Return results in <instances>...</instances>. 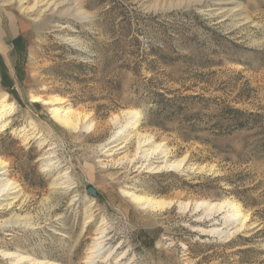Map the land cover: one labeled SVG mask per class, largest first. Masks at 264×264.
I'll use <instances>...</instances> for the list:
<instances>
[{"label": "rangeland", "instance_id": "374dc122", "mask_svg": "<svg viewBox=\"0 0 264 264\" xmlns=\"http://www.w3.org/2000/svg\"><path fill=\"white\" fill-rule=\"evenodd\" d=\"M2 96L0 264H85L103 229L95 264H264V0H0Z\"/></svg>", "mask_w": 264, "mask_h": 264}, {"label": "bare ground", "instance_id": "6f19581e", "mask_svg": "<svg viewBox=\"0 0 264 264\" xmlns=\"http://www.w3.org/2000/svg\"><path fill=\"white\" fill-rule=\"evenodd\" d=\"M39 4V3H38ZM35 6V5H34ZM20 8V7H19ZM43 99V98H42ZM40 99V97L38 96H32L31 97V101L32 102H38V101H41L43 104H49V103H54V102H57V101H61V98L58 97V96H53L49 99H45V100H42ZM11 108V104L8 103L6 100H5V96H2L1 97V100H0V128H5L8 124V120L7 121H3L2 122V118L4 117V115L6 114V112ZM71 108V107H70ZM70 108H61V107H54L51 109V112H52V115L54 117V119L61 125L65 126V127H70L72 129H76L77 128V123L78 121H80V117L78 116V114H76L74 112V109H70ZM77 112V111H76ZM127 112V111H126ZM132 112V111H130ZM80 113V112H79ZM126 114V113H125ZM138 114V113H137ZM81 116V114H79ZM86 116V115H85ZM135 117V116H134ZM80 119V120H79ZM136 122V121H135ZM134 123V122H133ZM79 124V123H78ZM130 124V123H129ZM135 126V123L133 124ZM127 126V125H126ZM129 126V125H128ZM125 127V126H124ZM136 131V130H135ZM138 135V133H136ZM135 135V134H134ZM133 135V136H134ZM147 135V134H146ZM127 139V138H126ZM125 139V140H126ZM133 139V138H132ZM151 139L150 136H138V140L135 141V142H138L136 143L137 144V151L139 152H136L130 160L129 162H134L135 160L137 159H142V160H145V161H149L151 156L156 153L155 151L158 150L159 148V143L156 145H154L152 147V149H149V148H145V146L147 144H149V140ZM152 142V140H151ZM154 142V141H153ZM152 144V143H151ZM165 145V144H164ZM116 145H113L112 147H114ZM112 147L110 146L107 151H110L107 153V155H112L114 154L112 152ZM122 147V146H120ZM118 147V148H120ZM136 148V146H135ZM117 149V148H116ZM163 149V148H162ZM165 149V148H164ZM163 149V150H164ZM129 150V149H128ZM161 150V151H163ZM105 151V150H104ZM164 152V151H163ZM134 153V152H133ZM127 154V153H126ZM167 155V154H165ZM124 157V156H123ZM122 158V157H121ZM183 158V157H182ZM184 159V158H183ZM183 159H179L177 160V162H171V163H167L165 164L164 166L162 167H166L167 169L169 170H172L173 168H176V167H180L181 163H182V160ZM120 160V159H119ZM141 160V161H142ZM158 160V159H157ZM165 160V159H164ZM115 161V160H114ZM121 161V160H120ZM138 161V160H137ZM161 161V160H160ZM49 162V161H48ZM48 162L46 164H48ZM136 162V161H135ZM163 162V161H162ZM167 162V161H166ZM165 162V163H166ZM140 163V162H139ZM50 164V163H49ZM164 164V163H163ZM46 165H44L45 167ZM142 166V165H141ZM186 166V165H185ZM46 168V167H45ZM156 168H160V166H157ZM177 169V168H176ZM192 169V168H191ZM1 170V169H0ZM1 174V173H0ZM3 175V174H2ZM3 177V176H2ZM5 177V176H4ZM1 179V177H0ZM12 180V179H11ZM9 179H6L4 182H2L1 186H0V195H2L3 193L5 195H8V191L10 189V186L13 184V181H11ZM1 181V180H0ZM15 182V181H14ZM17 182V181H16ZM13 186V185H12ZM18 188V187H17ZM20 190V189H19ZM135 190V189H134ZM13 191V190H11ZM15 191V190H14ZM18 192V191H16ZM122 193L127 196L133 203H135L136 205H138L139 207L141 208H147V209H150V210H159L161 208H164L165 206H169V204L172 202V201H167L165 199H158V198H155V197H150L149 195L146 196L145 194L144 195H141V194H137L135 192H129V191H122ZM15 197V196H14ZM6 198V197H5ZM8 198V197H7ZM12 198V197H11ZM231 200V199H230ZM10 203V202H9ZM179 203V202H178ZM205 204L208 211H212V210H220L222 209L225 204L227 205L228 209L227 211L225 212V215H224V223H227V222H235V229H231L232 231L230 230H227V231H224L223 233H226V234H230V235H233V233L235 234L236 231H238L239 229H241L243 226L246 225L247 221H248V217L246 214H243L241 213L242 211H240L241 209H239V207L234 204L233 202H206V201H198V205L197 206H200V205H203ZM194 205V204H193ZM220 212V211H218ZM17 219V218H16ZM17 221V220H15ZM18 222V221H17ZM28 225V224H27ZM223 227H224V224H223ZM248 227V226H247ZM246 228V227H245ZM104 230V229H103ZM101 230L100 233H99V236H96L94 237V242L92 243V249L89 250V255H87V258L86 260L84 261L85 264H95L98 259H100V262L104 261L107 262L108 261V258L111 254V250H109V252H106L107 251V248H106V244L104 243L105 242V235H104V231ZM211 231L213 232H218L220 231V229L218 230L217 229H212ZM212 232V233H213ZM239 232V231H238ZM98 233V232H97ZM237 233V232H236ZM8 234V233H7ZM226 236V235H225ZM230 237V236H229ZM225 241V240H224ZM108 242V241H107ZM13 253V252H12ZM12 253L10 252H6L4 253L5 255L7 256H12ZM25 255V254H24ZM19 257V256H18ZM17 257V258H18ZM28 257V256H27ZM27 257L26 256H21L19 257L18 261H24V260H27ZM37 259V258H36ZM39 259V258H38ZM37 259V260H38ZM41 259V258H40ZM43 259V258H42ZM46 259V258H45ZM118 259V258H117ZM15 260V259H14ZM34 260V259H33ZM102 260V261H101ZM44 261V260H43ZM43 261H33L35 262L34 264H43L44 262ZM116 261V260H115ZM15 262V261H14ZM31 262V261H30ZM104 262V263H105ZM24 263V262H22ZM46 263V262H45ZM44 263V264H45ZM29 264V262H28ZM50 264H55V263H50ZM106 264V263H105ZM116 264H121L120 261L119 262H116Z\"/></svg>", "mask_w": 264, "mask_h": 264}, {"label": "water", "instance_id": "95a60500", "mask_svg": "<svg viewBox=\"0 0 264 264\" xmlns=\"http://www.w3.org/2000/svg\"><path fill=\"white\" fill-rule=\"evenodd\" d=\"M86 191L89 192L90 194H95V190L91 186H88L86 188Z\"/></svg>", "mask_w": 264, "mask_h": 264}]
</instances>
